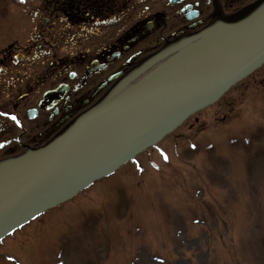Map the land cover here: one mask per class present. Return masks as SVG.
<instances>
[{"label":"rangeland","instance_id":"1","mask_svg":"<svg viewBox=\"0 0 264 264\" xmlns=\"http://www.w3.org/2000/svg\"><path fill=\"white\" fill-rule=\"evenodd\" d=\"M20 32L19 24L3 28L0 43ZM263 73L256 70L202 112L205 129L184 132L210 135L207 124L218 113L222 119L228 101L234 111L225 119L247 116L251 124L241 125L252 131L216 135L219 150H173L172 136L165 135L157 144L168 157L153 150L157 166L143 162L145 177L131 166L146 155L140 151L120 167L124 178L113 186L103 178L88 189L94 195L87 191L71 203L76 210H60L59 219L48 218L28 239L20 232L1 237L0 264H264Z\"/></svg>","mask_w":264,"mask_h":264},{"label":"flooded vegetation","instance_id":"2","mask_svg":"<svg viewBox=\"0 0 264 264\" xmlns=\"http://www.w3.org/2000/svg\"><path fill=\"white\" fill-rule=\"evenodd\" d=\"M263 8L264 0L23 1L21 32L1 39L0 178L27 165L24 147L44 149L77 116L169 59L229 44L226 33Z\"/></svg>","mask_w":264,"mask_h":264},{"label":"bare ground","instance_id":"3","mask_svg":"<svg viewBox=\"0 0 264 264\" xmlns=\"http://www.w3.org/2000/svg\"><path fill=\"white\" fill-rule=\"evenodd\" d=\"M259 20L262 26L252 25L247 31L237 36L234 42L233 58L259 39L260 31H264V16ZM219 62V60L196 56L192 60L175 66L164 75H161L163 71L154 74L149 80L159 79L158 92L135 98L91 121L57 153L53 151L41 157L35 163L32 172L51 163L59 164L74 173L88 170L90 166L114 152L133 132L190 100L197 86L193 82L216 73L220 69ZM23 180L24 178L17 181L12 188L0 196V199L20 185ZM54 186H56L55 180H48L36 187L7 219L8 221L2 223V226L16 220L37 204L52 198Z\"/></svg>","mask_w":264,"mask_h":264},{"label":"water","instance_id":"4","mask_svg":"<svg viewBox=\"0 0 264 264\" xmlns=\"http://www.w3.org/2000/svg\"><path fill=\"white\" fill-rule=\"evenodd\" d=\"M264 61V40L258 44L255 48L241 56L229 69L216 75L214 78L209 80L202 91L195 95L188 106L177 110L173 114L167 116L163 120L157 121L156 123L142 129L132 137H130L124 145H122L117 152L111 156L107 161L100 163L90 170L86 176H76L71 172L57 165H50L46 168L39 170L32 174L28 179L23 182L10 196H8L0 204V221L5 218L10 212H12L22 200L37 186L41 181L49 177H56L62 181H68L66 189L72 191L79 185L87 182L94 176L106 171L113 165L120 162L128 154L133 152L142 142L146 139V136L153 133H162L176 123H178L183 117H185L192 110L203 106L204 104L216 99L223 91L228 88L233 82L250 72L252 69L257 67ZM140 91H134L128 93L123 97L112 100L108 104L102 106L93 113L92 116L115 107L123 100L138 95ZM91 116H89L90 118ZM69 133L65 134L62 138H65Z\"/></svg>","mask_w":264,"mask_h":264},{"label":"snow or ice","instance_id":"5","mask_svg":"<svg viewBox=\"0 0 264 264\" xmlns=\"http://www.w3.org/2000/svg\"><path fill=\"white\" fill-rule=\"evenodd\" d=\"M13 120H16L17 118L15 116L11 117ZM165 159H167V157H165Z\"/></svg>","mask_w":264,"mask_h":264}]
</instances>
